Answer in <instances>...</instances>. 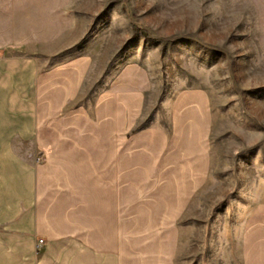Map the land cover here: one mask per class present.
Segmentation results:
<instances>
[{
	"label": "crops",
	"instance_id": "0c3cea01",
	"mask_svg": "<svg viewBox=\"0 0 264 264\" xmlns=\"http://www.w3.org/2000/svg\"><path fill=\"white\" fill-rule=\"evenodd\" d=\"M51 56L0 55V264H264L263 201L242 206L220 248L204 246L214 160L205 90L177 93L167 127L138 130L143 91H111L96 104L100 133L66 134L67 120L87 121L93 66L87 44ZM141 191L159 193L141 201ZM141 222L170 228L164 238L178 247L149 245L141 258Z\"/></svg>",
	"mask_w": 264,
	"mask_h": 264
},
{
	"label": "rangeland",
	"instance_id": "374dc122",
	"mask_svg": "<svg viewBox=\"0 0 264 264\" xmlns=\"http://www.w3.org/2000/svg\"><path fill=\"white\" fill-rule=\"evenodd\" d=\"M86 44L93 66L87 121L74 127L67 120L62 133H100L96 104L111 91H143L136 130L167 127L180 91L208 93L214 160L204 193L207 222L199 227L204 246L220 248L242 206L264 202V0H0L1 56L53 55L56 63ZM158 193L141 191L139 198ZM135 226L141 258L149 245L178 247V239L174 245L164 238L170 228Z\"/></svg>",
	"mask_w": 264,
	"mask_h": 264
},
{
	"label": "built area",
	"instance_id": "2783aa9c",
	"mask_svg": "<svg viewBox=\"0 0 264 264\" xmlns=\"http://www.w3.org/2000/svg\"><path fill=\"white\" fill-rule=\"evenodd\" d=\"M43 245H44V241L43 240H39L38 244H37V248L40 249V248L43 247Z\"/></svg>",
	"mask_w": 264,
	"mask_h": 264
}]
</instances>
